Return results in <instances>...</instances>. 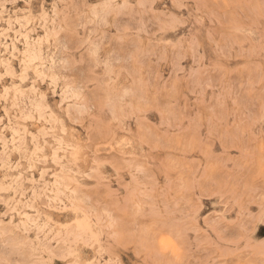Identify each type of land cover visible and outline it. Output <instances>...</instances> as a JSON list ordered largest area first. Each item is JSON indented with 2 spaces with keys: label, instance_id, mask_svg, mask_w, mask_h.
<instances>
[{
  "label": "rangeland",
  "instance_id": "obj_1",
  "mask_svg": "<svg viewBox=\"0 0 264 264\" xmlns=\"http://www.w3.org/2000/svg\"><path fill=\"white\" fill-rule=\"evenodd\" d=\"M0 264H264V0H0Z\"/></svg>",
  "mask_w": 264,
  "mask_h": 264
},
{
  "label": "bare ground",
  "instance_id": "obj_2",
  "mask_svg": "<svg viewBox=\"0 0 264 264\" xmlns=\"http://www.w3.org/2000/svg\"><path fill=\"white\" fill-rule=\"evenodd\" d=\"M79 221V220H78ZM84 223H85V221H84ZM82 226V225H81ZM84 227V226H83ZM87 228V227H86ZM166 248V247H165Z\"/></svg>",
  "mask_w": 264,
  "mask_h": 264
}]
</instances>
